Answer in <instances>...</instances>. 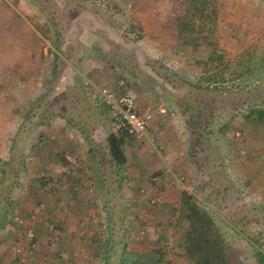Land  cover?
<instances>
[{
    "label": "rangeland",
    "instance_id": "rangeland-1",
    "mask_svg": "<svg viewBox=\"0 0 264 264\" xmlns=\"http://www.w3.org/2000/svg\"><path fill=\"white\" fill-rule=\"evenodd\" d=\"M39 1L0 0V82H10L8 98L14 95L8 109L17 110L23 118L18 120L20 132L0 135V149L5 148L2 139L10 147L5 145L8 153L4 157L0 150V173H5L0 181V264H52L43 257L45 245L40 246V240L28 248L23 230L31 228L38 238L47 240L51 224L45 213L50 204L48 195L55 196L51 188L62 186L70 197L63 202L57 198L59 210L68 212L73 196L90 202L89 211L74 222L71 238L78 241L95 238L104 245L106 238H117L116 233L122 239L125 227L140 218L136 204L150 188L164 215L178 208L186 191L217 213L225 214L227 209L243 222L250 220L246 221L247 231L239 237L226 232L227 241L239 249L238 257L245 264H259L248 239L256 245L264 239V123L245 121L243 115L251 102L264 99V1ZM74 4L81 12L67 16V9ZM49 18L62 26V38L73 28L68 39L73 49L67 50L68 56L50 46L47 39L55 31ZM100 32L103 53L93 54L89 37ZM76 40L82 44L78 50ZM54 53L59 54L58 62ZM34 65L47 69L42 80L49 79L52 67L55 73L51 82L58 85L51 91L39 85L37 95L47 91L48 96L37 104L35 117H26L30 103L23 92L27 88L23 90L20 82L33 78L28 73ZM19 67L24 72L13 78ZM37 67L31 71L37 72ZM199 84L201 91L196 88ZM100 86L130 94L140 109L149 108L154 114L150 124L154 143L126 141L127 163L120 168L109 161L106 152L105 138L114 131L106 108L95 97ZM205 88L209 89L207 94ZM53 93L51 102L46 101ZM202 97L204 106L200 105ZM200 106L204 110L201 119L196 118ZM160 108L165 113L160 114ZM208 114L213 120L205 127L203 118ZM34 125L83 150L85 161L80 168H71L70 174L81 180L77 190L71 188L77 184L71 186L70 175L62 172L66 167L61 165V156H50L57 139L48 135L39 143ZM51 128L59 131L54 134ZM193 129L197 159H191L189 151ZM37 143L41 150L29 152ZM42 175L53 178L49 184L40 185L37 179ZM23 193L34 208L38 199L42 200L38 219L46 227L40 225V234L32 220L23 218L21 224L15 220L25 216L16 204ZM167 236L172 240V233ZM65 238H70L66 230ZM61 242L53 246L46 243L59 261L63 257L60 250H67ZM93 248H71L69 254L91 261L88 251ZM104 249L101 247L102 252Z\"/></svg>",
    "mask_w": 264,
    "mask_h": 264
},
{
    "label": "trees",
    "instance_id": "trees-1",
    "mask_svg": "<svg viewBox=\"0 0 264 264\" xmlns=\"http://www.w3.org/2000/svg\"><path fill=\"white\" fill-rule=\"evenodd\" d=\"M197 1H200L203 4L208 3V0H197ZM39 5L40 8H42L40 1H39ZM73 6L74 7L67 9V16H70V13L72 12L75 13L81 12L76 10L78 4L76 5L74 4ZM49 19H50L51 29L55 31L53 35L48 36L47 40L49 41L50 46L55 51H59L63 55L68 56L67 50L70 52L73 49V47L68 42L69 36L74 33L73 28H71L72 30H68V32L66 31V34L68 35L65 37L63 36L62 38L61 37L62 33L59 29V27L62 26L58 24L56 20H52V18ZM97 24H99V22ZM99 30L102 32L106 31L105 28H99ZM102 32L95 35L94 38H92V36L89 37L90 45L88 47L93 46V50H91L93 54L103 53L99 48L100 47L99 43H101L103 39ZM81 47L82 44L79 42V40H76L75 50H78ZM54 57H55V61L58 62L60 59L59 54L54 53ZM56 64H54V67H56ZM208 70L209 69H205V71ZM196 88L198 91H201L200 84L197 85ZM208 90H209L208 88H205L206 94L208 93ZM213 90H215V88ZM204 99L205 98L202 97L200 101V105L202 103V105L204 106ZM203 106H200V108L198 109L196 118L201 119V116H203L204 110H200L203 109ZM212 113L213 112L211 111L209 112L210 115ZM209 114L207 117L205 116L203 118V124L205 127L209 126V124L213 120L212 117H211L212 120L210 119ZM243 118L245 119V121H253L255 122V124L264 123V99L260 101L251 102V106L248 108L247 112L243 115ZM184 119L187 122L189 121L188 118L184 117ZM223 127L220 128V130H222ZM18 132H20V130ZM195 135L196 132L195 129H193L191 130V133L188 138L191 159L198 158L196 155L197 151L195 148L197 137ZM41 139L42 138L39 136L38 138L39 143L42 142ZM131 140L134 141L132 137L129 136L127 132L123 130L114 132L106 136L105 138V143L107 146L106 152L108 154L109 161H111V163H113L117 168H120L127 163V156L124 146L126 145V141H131ZM36 145L37 144L31 145L28 151L31 152L32 150H35V148L37 151L38 150L40 151L41 150L39 148L40 146H36ZM65 164L66 161L62 165ZM4 176L5 173H0V181L4 178ZM75 176L76 175H72L69 177L68 181L71 182V186L72 183L74 185L81 183V180ZM51 180L52 178L50 176L47 177L42 175L38 177L37 182H39L40 185L46 183L49 184ZM71 188L74 189L73 186ZM40 195L41 193H36V196L38 198L41 197ZM152 199H155V202L152 203L151 201ZM64 200L65 199L62 198V201L60 202H63ZM41 201H42L41 199L40 200L38 199L35 205H39ZM157 201H158L157 198H155V196L152 195L145 198L144 207L146 208H144V212L146 216L140 214V218H136L137 221L135 223H132L131 224L132 226L129 225L130 222L128 225L130 227V233H132L131 235L138 243L144 242L146 240L149 231L151 232L152 229L156 231L155 242L158 243V246L156 247L157 250L156 254L159 255V258H157L158 264H173V257L183 261V264H245L242 261V259L238 257L239 249L237 247L232 248L228 243L227 233H232L236 238L239 237L241 233H245L247 231L245 227L246 221L249 222L250 220H246L245 222H243L241 218L236 217L227 209H225L226 210L225 214L217 213L216 211L211 210L212 208L210 209V207H208L207 205L198 203L197 197L194 196L193 194H189L186 191L182 192L178 202V208H174L172 210L171 215L170 214L164 215V212L160 210L159 207L157 208L158 205ZM25 208L28 209L27 213L25 214V216H19V218L21 219L28 218L27 220H32L34 223L40 221L38 219L40 217L39 214L36 216L35 219L32 218L30 219L31 213L33 212V208H34L32 205L29 207L28 205L25 204ZM48 209L49 208L46 206L45 210L48 211ZM136 214L138 215L139 212H136ZM47 217L51 222V224H53V226H55L59 230L58 241H63L64 233H65V229H63L64 228L63 223L61 222V220H53L52 222L51 216L48 215V212H47ZM76 226L78 227V225ZM47 231H49V225L47 227ZM140 232L143 233L142 236H140ZM170 233H172V240L166 238L168 237L167 235ZM33 234L34 236L32 237V240L28 243L29 244L28 248L30 249H32V246L39 240L35 231H33ZM116 235L117 238L114 239L112 237L111 238L109 237L106 238V240L104 241V244H106V246L105 245L102 246H104L105 248L104 249L105 253L101 252L100 254L99 252L98 254V257L101 260V264H110V263L125 264L124 261L126 260V258H128V255L131 254L129 251H127V249L125 250L120 248L119 243L121 240L123 241V238L119 239V237H122L121 234L119 233H116ZM125 240H127V237L125 238ZM248 240L253 244L251 246L254 251L253 254L254 260L256 261V263L263 264L264 239H262V241L257 245L255 244L256 242H254L252 239H248ZM96 241L100 242V240L98 239H96ZM45 243H48L47 245H49L48 237L47 240H45ZM123 243L125 244V242ZM79 258L81 259V257Z\"/></svg>",
    "mask_w": 264,
    "mask_h": 264
},
{
    "label": "crops",
    "instance_id": "crops-1",
    "mask_svg": "<svg viewBox=\"0 0 264 264\" xmlns=\"http://www.w3.org/2000/svg\"><path fill=\"white\" fill-rule=\"evenodd\" d=\"M46 53V52H44ZM36 65H34V67H32L33 69H36ZM32 68L29 69V76L32 78L31 80H26V82L22 81L20 82L21 84V88L24 90V88H27V91H23L24 92V96L28 95V102L30 103L29 107L27 108V112L28 115L26 117H35L37 115V112H35V110L37 109V104L42 102V100H44V98H46V96H48L47 91L42 92V94L37 95V88L39 85L41 86H45V88L47 87L49 90L51 91L52 86L58 85L57 82H51L53 74H54V70L52 69V67H50L49 69V79H44L42 80V76H46L47 74L44 73V70H47L45 68L41 69L38 68L37 72H32L31 70H33ZM36 71V70H35ZM14 72V71H13ZM24 72V69H21V67H19L18 69V73L17 75L13 74V78H18L19 75H22V73ZM8 79H10V77H8ZM14 80V79H13ZM25 80V78H24ZM41 81H47V82H41ZM7 86H11L10 82H0V135H11L14 136L16 133H18V131L21 128V122H18V120H22L23 118H21V115L18 113L17 110H14L13 108L8 109V105L12 102L10 99L12 97V94L14 95V93L11 94V97L8 98V89L6 88ZM57 88V86H56ZM11 89V87H10ZM47 93V94H46ZM57 93V92H55ZM50 94L49 98L46 99V101L49 100V102H51V100L54 98V94ZM18 94H21L18 92ZM15 100V99H14ZM8 112H13L12 114H9ZM24 117V118H26ZM63 117V116H61ZM66 120V119H65ZM63 126V124H60V131H61V127ZM65 126V125H64ZM37 128V126L34 125V129ZM41 128H43V126H40L39 128H37V132L38 133L37 136L39 138V136L44 139V137L50 135V131H45L42 132ZM33 129V128H32ZM51 131H53V133L55 134L54 131H59L54 130V129H50ZM46 134V135H45ZM57 135V134H56ZM38 138L36 139L38 141ZM50 138L57 139L55 140V145L57 144V147H54L52 151H54V153L50 156L53 155H60L61 156V165L65 162L64 156L66 154H71L73 156H80V155H84L83 150H80L78 147H74V146H69L68 143H62V141L60 140V138L58 139V136H54V135H50ZM47 140V139H46ZM2 144L4 145V147L6 148V144L5 140H1ZM45 142V139H44ZM59 143L61 145H59ZM6 145V146H5ZM38 146V143L37 145ZM8 147V146H7ZM5 148H1V155L4 157L7 155L8 151L6 152ZM10 148V147H8ZM32 149V148H31ZM3 150V151H2ZM36 150V148H35ZM56 151V152H55ZM36 153V152H35ZM52 159V157H51ZM53 161L56 163V161L53 159ZM49 165H51V162H49ZM62 186V185H60ZM53 191L56 192L55 196H49L48 201L50 202V204L48 205V211H46V214L48 212V215L51 216V219L53 220H57L60 219L61 222L65 225V230L67 232V235H70V238L73 234H71V232L73 233V230L75 229V220L76 218H78L77 216H82L85 212H88L89 209H87V201L82 197V196H73V200L68 202L70 205V209L68 212L64 211V210H59L58 208V202L56 201L57 198H64L66 201H69V197L70 195H66V193L68 192L67 188H64L62 186V188H58L56 190H54V188H52ZM62 189V190H60ZM67 189V190H66ZM153 188H150V191H148V193H146L145 198L151 196L152 192H153ZM50 194V193H49ZM23 195H25V193H23ZM27 194L25 196L21 195V199H18L19 202H17V208L19 207V211L21 212V214H26L27 210L25 208V204L28 205L29 207L31 206L30 203L27 201ZM110 197V196H109ZM145 198L140 197V201L139 203L137 202L136 204V210L139 212V214L146 216L145 212H144V204L143 202L145 201ZM109 200V199H108ZM62 201V200H61ZM93 201H96L95 199H93ZM55 202V203H53ZM143 206H142V204ZM32 204V203H31ZM81 204V205H79ZM128 205V204H127ZM126 205V206H127ZM79 207V208H78ZM89 207V206H88ZM17 208H15L14 213L16 210H18ZM82 210V211H80ZM147 218V217H146ZM148 219V218H147ZM43 225L44 227L45 224H41L40 222L35 223V229L37 230L38 234H40V229L41 226ZM95 229V228H94ZM100 231V230H98ZM98 235V232H95ZM124 236H123V241L121 240L119 245L122 246L120 248L122 249H127V251H129L131 254L128 255V258H126V260L124 261L125 264H158L157 263V258H159V255L156 254V247L158 246V243H156L155 239H156V231H154V229H152V231L148 233V237L146 238V240L144 242L138 243L135 241V239L133 238V236L131 235L132 233H130V227L127 226V228L125 227L124 232H123ZM127 237V240H125V238ZM65 238L62 242L61 245L64 246V248H66L67 250L63 251V248L60 250L61 252L59 253V255L63 256L62 257V261H59L60 258H56L54 256V253L47 250L46 247V243H45V238L41 237L38 238L40 240L39 245L42 246V243L45 245L44 249H43V254H45L43 257H45L46 262H50L52 260V264H58V261L60 264H101V260L98 257V254L100 252L101 254V247L102 246V242L100 241H96L95 239H92L91 241H86L85 240H81L78 241L74 238ZM125 242V244L123 243ZM106 246V244H104ZM94 247L93 250L88 251L89 255L91 257V261H86L83 257H81V259L79 258H72L69 254L70 249L71 248H79L82 247L83 249L88 248V247ZM111 246V245H110ZM49 251V252H48ZM42 252V250H41ZM40 253V251H39ZM103 253H105V251L103 250ZM104 255V254H103ZM102 255V256H103ZM101 256V259H102ZM40 257V256H39ZM82 258L84 260H82ZM173 264H183V261H181L180 259H176L175 257H173Z\"/></svg>",
    "mask_w": 264,
    "mask_h": 264
},
{
    "label": "built area",
    "instance_id": "built-area-1",
    "mask_svg": "<svg viewBox=\"0 0 264 264\" xmlns=\"http://www.w3.org/2000/svg\"><path fill=\"white\" fill-rule=\"evenodd\" d=\"M95 97L106 108L107 118L114 132L123 130L127 132L135 142L146 144L154 143V134L150 128L154 114L149 108L140 109L133 96L128 93H117L107 86L98 87L95 91ZM159 113H165V109L160 108ZM64 158L66 161L64 165L66 169L62 172L65 175H70L72 172L71 168H80L85 161L83 155L73 156L71 154H66ZM50 177L53 178V176ZM179 179L181 180L183 178L180 177ZM78 187H80V184H77L74 189L77 190ZM88 191H91V186L89 185ZM151 201L153 203L155 199ZM39 212L40 208L38 205L33 208L30 219H35ZM15 220L18 224H21L23 219L17 217ZM58 235L59 230L53 226V224H50L48 237L49 245L51 244L53 246L57 243ZM142 235L143 233L140 232V236ZM33 236L34 234L31 228L23 231V237L27 240V244L32 240ZM16 251L20 252V248H17Z\"/></svg>",
    "mask_w": 264,
    "mask_h": 264
}]
</instances>
